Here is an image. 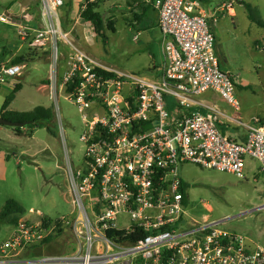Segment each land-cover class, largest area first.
<instances>
[{
  "label": "built area",
  "instance_id": "1",
  "mask_svg": "<svg viewBox=\"0 0 264 264\" xmlns=\"http://www.w3.org/2000/svg\"><path fill=\"white\" fill-rule=\"evenodd\" d=\"M65 5L38 0L33 11L0 12V23L14 27L29 50L49 54L51 98L71 87L66 98L85 126L82 164H65L71 212L49 219L32 210L34 218L19 220L0 243V264H264V248L227 230L228 219L196 218L185 202L183 165L246 180L253 161L264 173V118L245 121L213 102L216 95L241 111L201 0L160 4L163 61L152 77L90 55L63 27ZM24 68L0 65V85ZM61 137L69 154L63 126ZM260 210L264 204L253 207ZM63 235L72 237V251L35 253Z\"/></svg>",
  "mask_w": 264,
  "mask_h": 264
},
{
  "label": "rangeland",
  "instance_id": "2",
  "mask_svg": "<svg viewBox=\"0 0 264 264\" xmlns=\"http://www.w3.org/2000/svg\"><path fill=\"white\" fill-rule=\"evenodd\" d=\"M68 1L71 0H65ZM25 3L37 7L38 0H0V12L22 10L17 7L22 8ZM201 3L208 16L213 17L210 21L214 23L212 30L220 67L232 74L236 84L235 95L241 111L235 113L227 103L226 110L245 121L252 117L264 118V27L250 19L246 7L249 4L253 14L264 22V0H201ZM150 4L146 0H103L98 12L105 22L106 42L97 33V36H92L91 28L88 37L93 40V50L90 55L109 67L152 77L153 68H159L162 64L163 54L157 11ZM143 8L149 10L144 12ZM230 9L235 14L231 15ZM61 11L67 13L68 10L64 6ZM78 13H75L76 17ZM142 13L144 16L138 21L136 15ZM110 21L114 23V31L108 29ZM4 25L12 40L6 43L0 36L1 54L22 45L23 55L30 52L32 56L19 79L15 78L0 87V109L12 93L14 84L21 83L22 90L16 93L9 110L29 112L43 106L54 112L55 119L44 122L42 128L34 130L33 136H30V129L26 126L23 127L24 136H17L15 127L0 125V149L10 156L7 172L0 174V211L9 200H14L26 210L19 220L34 218L32 210L56 219L72 210L65 164L69 158L75 165L82 164L85 147L80 137L85 126L77 107L66 98L64 90L56 96L58 101L53 96L50 99V90L44 86V81L50 83L49 54L28 50L15 28ZM72 28L73 24L68 25V31H72ZM78 32L80 29H75L73 34ZM4 35L8 38L7 34ZM212 99L216 103L221 98L214 95ZM61 126L65 131L69 154L62 144ZM256 166L255 162L250 161L246 180L194 164L183 165L180 176L189 187L186 194L192 216L211 220L226 218L227 230L247 236L264 248V210L253 211L254 206L264 204V173L254 170ZM15 225L0 226V243L10 235ZM73 247L72 237L63 235L34 249L40 256L64 254L72 251Z\"/></svg>",
  "mask_w": 264,
  "mask_h": 264
},
{
  "label": "trees",
  "instance_id": "3",
  "mask_svg": "<svg viewBox=\"0 0 264 264\" xmlns=\"http://www.w3.org/2000/svg\"><path fill=\"white\" fill-rule=\"evenodd\" d=\"M103 0H87L84 4L86 7L84 10H81L80 17L83 22L91 23L93 27L95 28L96 33L98 36L102 37L103 41L105 40V22L102 18V15L98 12V9L100 7V4ZM67 8V13L70 12V5H65ZM247 9L250 12V19L257 23L260 27H264V22L260 19H258L257 16L253 14V9L249 4H246ZM144 12L149 10V8H143ZM35 10V9H34ZM33 11V10H32ZM143 13L141 15H136V19L138 21H141L143 18ZM210 23V21H209ZM62 24L65 30L68 31V24L64 19H62ZM211 26V23H210ZM108 29L111 31L115 30L114 23H111V21L108 23ZM211 31L212 26H211ZM214 34V33H213ZM28 55L18 56L15 59L12 60V64H21L26 65V63L29 62V58H31L32 54L28 52ZM5 55L2 53L1 56ZM34 61V60H32ZM31 61V62H32ZM1 65V64H0ZM22 84L17 83L12 91V93L6 98L3 106L0 109V118H5L7 120L18 122V123H26V127L30 129V136H33L34 130L39 129L43 127L44 122H50L55 119V114L50 108H45L43 106H38L34 108L33 110L29 112H18V111H10L7 110L11 102L14 100L16 93L21 91ZM71 87L68 86V88L65 90L66 94H69L71 91ZM14 131L17 133V136H24L25 132L23 128L16 127L14 128ZM49 132H52L48 128ZM189 187L184 184V189H188ZM187 194H185V202L188 203ZM26 212V210L17 202L14 200H9L3 209L0 211V226L3 224H10L15 225L19 222L20 216L23 215ZM50 219V218H49ZM120 236V234L116 235ZM52 242V240H48L46 243L49 244Z\"/></svg>",
  "mask_w": 264,
  "mask_h": 264
},
{
  "label": "crops",
  "instance_id": "4",
  "mask_svg": "<svg viewBox=\"0 0 264 264\" xmlns=\"http://www.w3.org/2000/svg\"><path fill=\"white\" fill-rule=\"evenodd\" d=\"M86 1L87 0H71V1L66 2L67 5H70V12L69 13H66V12H63L64 11L63 10V11H61V14H62L63 19L66 21V23L69 26H72V24H73V28L70 29V30H73V29L75 30L76 29V31H77V29H78V31H79V29H80V33L78 32V34H77L79 36V40H80L79 43H80V45H81V47L83 49H85L86 51H88L90 53V51L93 50L92 49V45H93L92 41L93 40L90 37H88L91 34V27L86 22L81 21V19H80L81 18L80 17V13H78V12H80L81 5L83 6L84 3H86ZM163 1L164 0H146V2H148L149 4L151 3L150 6H152L153 9L155 11H157L158 21H159V6H160V4ZM16 5L19 6V4H15V6ZM21 7L22 8H20V7H17V8L23 9V10H30V11H32V10H34L36 8V7H33L32 6V3H29V4H26L25 3V5H22ZM75 13H78V17L75 16ZM230 14L231 15L235 14V12H234L233 9H230ZM209 18L211 19L213 17H210L209 16ZM210 19H209V21H210ZM214 22H217V21H214ZM210 23H211V26H213L214 23L212 21H210ZM1 25H2V27H0V29H1L0 30V36L2 37V40H4L6 43H8L9 41L12 40L11 39V35L9 34V31L6 30L5 25L4 24H1ZM4 34H7L8 35V38H6ZM22 48H23V46L21 45L20 47H18L14 51H12L10 49L9 50H6V53H4L5 55H3V56H1L2 55L1 54V49L2 48H0V64L5 63V62H9V60H13V59H15L18 56H22L23 55V53L21 52ZM26 75H28V73ZM16 79H19V77L16 78ZM16 84H14V87H15ZM48 84H49V82H45L44 81V86L45 85L47 86L46 89H48ZM1 86H3V85H0V87ZM50 99H51V97H50ZM215 102L221 108H225L226 109V107H225L226 102L224 100L217 99ZM9 107H11V104L9 105ZM9 107H8L7 110H9ZM10 111H13V110H10ZM9 158H10L9 154H7V152L4 149H0V174H4V173L7 172V169L9 167L8 166L9 165Z\"/></svg>",
  "mask_w": 264,
  "mask_h": 264
},
{
  "label": "water",
  "instance_id": "5",
  "mask_svg": "<svg viewBox=\"0 0 264 264\" xmlns=\"http://www.w3.org/2000/svg\"><path fill=\"white\" fill-rule=\"evenodd\" d=\"M0 125L6 126V127H20L23 128L25 127L27 124L26 123H18V122H13L10 120H7L5 118H0Z\"/></svg>",
  "mask_w": 264,
  "mask_h": 264
}]
</instances>
